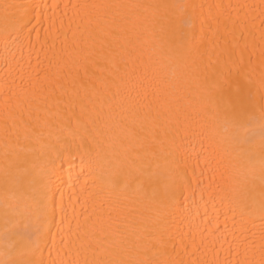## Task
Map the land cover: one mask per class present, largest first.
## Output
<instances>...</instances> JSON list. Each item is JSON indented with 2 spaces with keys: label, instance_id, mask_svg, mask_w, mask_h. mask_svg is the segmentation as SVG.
Masks as SVG:
<instances>
[{
  "label": "bare ground",
  "instance_id": "bare-ground-1",
  "mask_svg": "<svg viewBox=\"0 0 264 264\" xmlns=\"http://www.w3.org/2000/svg\"><path fill=\"white\" fill-rule=\"evenodd\" d=\"M14 2L36 7L14 44L6 49L0 36V261L13 258L8 252L18 239L12 235L14 222L35 241L36 229H42L44 221L33 197L48 191L50 198L54 196V221L50 205V231L25 258L44 264L75 260L76 236L84 238L94 225L99 228L101 221L111 220L123 232L119 246L124 259L151 264H261L259 132L251 162L225 139L222 129L214 134L195 76L184 67L182 49L161 39L160 25L153 23L157 10H114L128 12L121 41L127 70L151 88L179 97L178 111L161 121L155 140L151 133H142L150 144L149 154L141 151L134 164L125 159L137 157V152L130 146L127 129L119 124V111L105 102L103 85L111 79L106 69L101 71L104 62L89 63L86 76L72 60L85 47L90 10L84 5L186 6L160 9L157 14L180 15L179 31L202 41L207 49L204 63L209 56L219 58L224 71L231 70L233 80L240 83V98L255 105L258 113L264 105V0H0V16L3 5ZM217 16L236 21L235 29L223 25L217 29ZM78 67L79 76L73 79ZM56 85L63 88L54 91ZM6 150L14 161L7 184ZM249 168L255 175L248 185L252 190L246 191L243 173ZM118 170L121 186L127 184L126 191L134 193L119 205L110 183ZM6 206L9 216L14 214L7 223ZM79 258H84L83 252Z\"/></svg>",
  "mask_w": 264,
  "mask_h": 264
},
{
  "label": "snow or ice",
  "instance_id": "snow-or-ice-1",
  "mask_svg": "<svg viewBox=\"0 0 264 264\" xmlns=\"http://www.w3.org/2000/svg\"><path fill=\"white\" fill-rule=\"evenodd\" d=\"M35 5H29L23 2H14L3 5V14L0 16V36H2L5 48L14 44L19 34L28 27L31 22L28 18L29 11L34 9ZM86 12V22L84 26L85 47L81 49L82 55H77L72 63L80 65L84 73L88 75L89 63L96 64L103 61V68L108 71L111 83H104V98L109 108L113 111L118 110L120 114L119 124L127 129V135L133 143L137 152V157L125 159L129 165L134 164L135 159L143 151L144 155L149 154L150 144L145 143L146 136L142 133H151L153 140L156 137V130L160 127L162 120H170L178 111L179 97L175 92H168L163 89L151 88L146 85L143 79H135L133 74L127 70L128 61L124 59L126 48L122 44V37L125 31V25L128 22L127 11L114 10H132L141 8L160 9H179L186 6L163 4V5H140V4H110L98 3L84 5ZM246 7V6H241ZM154 13L153 23L160 25V38L168 40L171 44L177 45L183 51L184 67L190 75L195 76L198 88L203 98V109L210 114L214 134H218L222 129L227 136L225 139L230 144L239 149L241 156H247L251 162L253 152V140L257 135L260 136V179H261V197L262 208H264V105L257 110L255 105L246 103L240 98L241 86L238 81L233 80L231 70L224 71L223 65L220 64L219 58L215 61L209 59L207 64L204 63L205 57L208 56L206 48L202 47V41L197 43L194 37H188L182 34L179 29L182 24L180 15L169 16L167 13ZM264 23V20L261 21ZM217 29L220 26L228 28L231 26L235 29L236 21L231 20L229 16L215 17ZM245 36L244 28L240 29V37ZM98 57L93 60V56ZM203 65V68H202ZM209 69L211 71H209ZM71 74V69L69 70ZM238 73V70H237ZM94 75V74H93ZM37 78L39 73L36 74ZM79 76V67L76 69V75ZM91 79V77H89ZM63 88V85L54 86ZM95 88V84H93ZM64 95H67L65 92ZM248 100H251L249 94ZM69 102H74L69 98ZM177 105V108H173ZM247 145V147H245ZM4 176L6 184L12 177L11 169L14 161L9 158V152L5 151ZM254 169L249 168L243 173V184L246 191L252 188L248 185L254 179ZM121 170L113 173L110 183L113 192L116 194V204L121 203L122 198L127 199L134 193L126 191L128 185L121 186ZM39 218L44 221L42 229H36L38 235L35 241L32 240L31 233L20 231L19 222L13 223L12 235L18 239L16 244L9 249V258L0 261V264H44L43 260H33L25 258L29 253H34L41 242L46 238L49 228V206L51 205V216L54 221L55 201L54 196L49 197L48 191H41L33 197ZM117 209L114 208L113 211ZM111 215V213H110ZM6 223L14 217L9 216L8 208L5 211ZM27 228V225H25ZM123 232L118 222L101 221L99 228L95 225L91 233L84 238L76 236L72 241L75 246L77 259L52 261L51 264H151L148 260L124 259L120 256L122 249ZM30 242L33 247L29 249L24 243ZM19 245V250H17ZM83 252L84 258L80 259ZM159 264H171L169 261H161ZM264 264V260L261 261Z\"/></svg>",
  "mask_w": 264,
  "mask_h": 264
}]
</instances>
